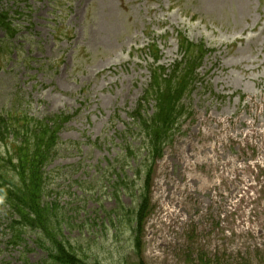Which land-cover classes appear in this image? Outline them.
Wrapping results in <instances>:
<instances>
[{
	"label": "rangeland",
	"instance_id": "374dc122",
	"mask_svg": "<svg viewBox=\"0 0 264 264\" xmlns=\"http://www.w3.org/2000/svg\"><path fill=\"white\" fill-rule=\"evenodd\" d=\"M16 1L27 7L17 21L26 39L0 59V112L15 109L16 95L39 117L79 111L61 132L69 143L52 165L53 196L79 221L73 230L84 233L74 236L89 240L88 255L101 264H264V0ZM177 31L216 52L157 162L138 258L130 231L96 229L117 207L103 180L125 165L118 157L153 62L142 49L155 39L170 67L181 58ZM19 251L7 252L12 264Z\"/></svg>",
	"mask_w": 264,
	"mask_h": 264
},
{
	"label": "trees",
	"instance_id": "16d2710c",
	"mask_svg": "<svg viewBox=\"0 0 264 264\" xmlns=\"http://www.w3.org/2000/svg\"><path fill=\"white\" fill-rule=\"evenodd\" d=\"M0 27L5 29L8 33H10L11 30H14V31L16 30L15 28L12 29L11 22L8 21V15L6 13L0 14ZM191 75L192 74L187 73L183 81L177 82L176 86L172 85L171 80L165 82L166 88L161 91L162 92L161 98L163 102H161V104L159 105V113H158V118L163 123H166V122L168 123V121L172 118L173 106H171V104L172 105L177 104V101L179 100V98L184 94L188 86L187 79L190 78ZM155 82L158 87L160 86L161 83H163V81L159 78H155ZM40 128L42 130V135H41V140H40L39 152L44 149L46 150V148L49 150V147H47V144H48V141L52 138V132H50V129L47 126H45V128L40 126ZM54 142L52 143V146L54 145ZM20 150L22 151L23 147H21ZM40 154L41 155H39V157L43 158L42 152ZM39 175L40 174L35 176L33 183H30V182L28 183V189H29L28 196H27L26 190H19V189H13V188L8 189L6 193L8 195L9 202L12 205H14L15 210L18 211V214L21 220H24L25 215H26V210L29 208L30 212L33 214V215H30L31 224H35L37 226L46 228V224H52L53 222L49 216V212L52 211V208H50L49 206L45 207L41 205L40 196H41L43 188L41 186L42 182L39 181L38 179ZM6 179L7 178L4 177L2 181ZM23 205H26V207H24ZM20 207H21V210H18ZM57 223H59V221H57ZM59 244L60 243H57V246H59ZM62 247L64 248L63 245H60V248L58 247V251L61 249L63 252ZM76 251L78 252V249ZM66 255H68V257L70 258L72 256V255L69 256L68 253L67 254H65L64 252L60 253V260L65 262L67 258ZM73 264H78V263L74 262ZM80 264H88V263L80 262Z\"/></svg>",
	"mask_w": 264,
	"mask_h": 264
}]
</instances>
